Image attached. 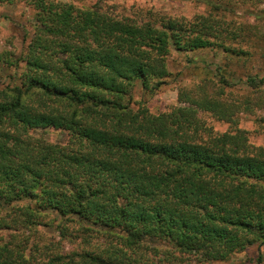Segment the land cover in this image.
Wrapping results in <instances>:
<instances>
[{
  "label": "trees",
  "instance_id": "obj_1",
  "mask_svg": "<svg viewBox=\"0 0 264 264\" xmlns=\"http://www.w3.org/2000/svg\"><path fill=\"white\" fill-rule=\"evenodd\" d=\"M19 1L35 13L21 54L0 49L12 70L0 81V264H145L160 245L213 262L264 244V146L237 126L264 108V76L237 95L230 69L264 56V0H200L206 13L190 18L106 0L0 4ZM247 3L253 22L228 19ZM172 49L220 50L230 70L156 113L148 98ZM48 127L68 140L36 133Z\"/></svg>",
  "mask_w": 264,
  "mask_h": 264
},
{
  "label": "rangeland",
  "instance_id": "obj_2",
  "mask_svg": "<svg viewBox=\"0 0 264 264\" xmlns=\"http://www.w3.org/2000/svg\"><path fill=\"white\" fill-rule=\"evenodd\" d=\"M75 3L77 6H90L97 0H65ZM110 4L119 6L126 13L132 14L137 8H149L174 16H186L188 18L206 13L208 5L200 0H106ZM235 1V0H233ZM240 3H238L239 5ZM257 6L250 3L238 6L235 16H229L233 21H251L254 20L253 12ZM35 10L27 1H19L13 4H0V49L10 50L19 56L27 45L29 38L26 34L33 31ZM264 30V29H263ZM29 34V36H30ZM28 36V37H29ZM264 49V48H263ZM228 58L220 50H202L196 52H180L172 49L169 57L168 66L171 76L162 89L154 96L149 97L148 104L153 112L168 110L174 105L185 104L180 99L181 87L190 86L198 83L205 77H213L218 74L219 69L228 67ZM231 65V64H230ZM229 69V68H227ZM233 72L232 82L236 83V92L242 94L246 84L247 75L259 74L264 76V56L256 55L252 61L242 65H231ZM229 69V70H230ZM9 72L0 71V81L6 84L9 82ZM143 95L140 84L135 90V99H140ZM205 117L209 123L220 132L234 130V126L225 121L216 120L208 114ZM239 128L248 131L250 141L255 145L264 146V108L257 109L254 113H241ZM40 136H44L52 143H65L68 140L66 131L48 127L36 130ZM46 238H55L59 240L57 232L52 228H47ZM71 243H65L67 249L71 248ZM260 246V247H259ZM160 253L149 251V259L145 264H264V244H255L246 250L233 255L225 261L200 262L195 256L182 254L177 250L167 251V246L160 245ZM259 252L262 259L259 260Z\"/></svg>",
  "mask_w": 264,
  "mask_h": 264
}]
</instances>
